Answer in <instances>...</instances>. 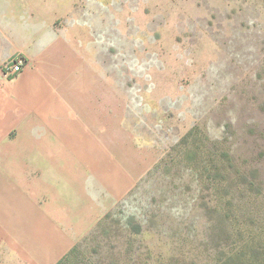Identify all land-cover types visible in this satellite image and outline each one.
<instances>
[{
	"label": "rangeland",
	"instance_id": "obj_1",
	"mask_svg": "<svg viewBox=\"0 0 264 264\" xmlns=\"http://www.w3.org/2000/svg\"><path fill=\"white\" fill-rule=\"evenodd\" d=\"M50 21L154 164L80 264L254 263L252 243L264 264V0H0V42ZM197 137L234 169L189 161Z\"/></svg>",
	"mask_w": 264,
	"mask_h": 264
},
{
	"label": "crops",
	"instance_id": "obj_2",
	"mask_svg": "<svg viewBox=\"0 0 264 264\" xmlns=\"http://www.w3.org/2000/svg\"><path fill=\"white\" fill-rule=\"evenodd\" d=\"M49 23L0 42V264H57L154 165L120 121H103L113 100ZM15 55L23 71L7 76Z\"/></svg>",
	"mask_w": 264,
	"mask_h": 264
},
{
	"label": "trees",
	"instance_id": "obj_3",
	"mask_svg": "<svg viewBox=\"0 0 264 264\" xmlns=\"http://www.w3.org/2000/svg\"><path fill=\"white\" fill-rule=\"evenodd\" d=\"M194 135V131L189 132L181 141L180 146L181 145H187L190 138ZM201 137H197V139L194 141V145H192L191 149L189 151H186L185 157H187V159L191 162H193L194 160L197 161L198 158H200L201 154L205 156L206 161L211 160V158H213V162H214V168H212L213 170H217V174L216 176L219 177V168L220 165H218V162H220V164H224V168L229 169V167H231L232 165H229L230 163V159H228L225 155H222L221 157L218 156L217 154L212 156L210 153H206L205 149L209 148V146H207V144L200 139ZM204 142V143H203ZM200 151L199 154H197ZM205 158H201L203 161H205ZM162 165V163L160 164ZM159 165V166H160ZM158 166V168H159ZM161 167V166H160ZM233 168V167H231ZM234 169V168H233ZM230 172V170H229ZM211 173V172H209ZM221 177V176H220ZM224 179H222V184H227L230 181V178L228 179L227 177H223ZM122 206V207H121ZM124 205H120L118 206L115 210L109 212L104 219L100 222L99 226L97 227V229L95 230L96 232L93 234V236H90V238L87 241H83L81 244H78L75 248H73L65 257H63V259H61L57 264H80L82 263L81 259L83 256V247H86L88 242H93L94 236H96L98 233V231H102L104 233H107L108 230H110V222L115 223V221H113V217H114V213L116 211H123ZM127 218V223L126 225L128 226V228H130V230H132L135 233L140 232L141 227L140 224L135 222V217L134 216H129L126 217ZM110 221V222H109ZM248 251L252 254L255 255L256 260L254 263H250V262H244L242 264H262L259 258V255L257 253V247L254 245V243H252L251 245L247 246Z\"/></svg>",
	"mask_w": 264,
	"mask_h": 264
},
{
	"label": "built area",
	"instance_id": "obj_4",
	"mask_svg": "<svg viewBox=\"0 0 264 264\" xmlns=\"http://www.w3.org/2000/svg\"><path fill=\"white\" fill-rule=\"evenodd\" d=\"M24 61L22 59L13 60L7 70V76H13L23 71Z\"/></svg>",
	"mask_w": 264,
	"mask_h": 264
}]
</instances>
